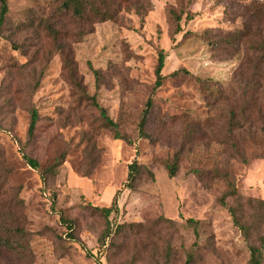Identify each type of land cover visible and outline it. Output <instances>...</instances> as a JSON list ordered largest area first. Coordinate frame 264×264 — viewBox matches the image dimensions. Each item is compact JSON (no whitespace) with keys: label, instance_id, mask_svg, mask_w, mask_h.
Returning a JSON list of instances; mask_svg holds the SVG:
<instances>
[{"label":"rangeland","instance_id":"1","mask_svg":"<svg viewBox=\"0 0 264 264\" xmlns=\"http://www.w3.org/2000/svg\"><path fill=\"white\" fill-rule=\"evenodd\" d=\"M6 2L0 209L21 215L30 264H185L189 255L190 264H248L249 245L264 234V211L246 203L264 200V0H127L114 20L90 26L60 17L62 0ZM159 50L164 80L142 137ZM92 97L123 140L103 126ZM174 159L169 178L163 165ZM134 162L141 173L127 189ZM225 174L246 206L247 240L228 212L234 198L218 202ZM117 190V211L105 218L97 209Z\"/></svg>","mask_w":264,"mask_h":264},{"label":"trees","instance_id":"2","mask_svg":"<svg viewBox=\"0 0 264 264\" xmlns=\"http://www.w3.org/2000/svg\"><path fill=\"white\" fill-rule=\"evenodd\" d=\"M125 2L128 3L127 0H62L59 8H58V15L61 17L70 16L73 18L78 24H83L85 26L93 25L97 22H104V21H111L114 20L116 15L122 10V4ZM129 10V9H127ZM136 14L140 15L139 9H136ZM7 14V2L6 0H0V32L3 29L5 24V16ZM170 16L172 21L175 24L174 33H178L180 31L179 22L181 17L175 11H170ZM70 18V19H71ZM186 20H191L192 17L188 14L185 16ZM83 22V23H79ZM40 26H43L47 32L51 34L53 37L54 42L57 44L59 53H63L65 51V46L59 43V32L52 28L50 22H42ZM79 27V26H78ZM87 34L83 29H80L78 32L79 39L83 37V35ZM164 60L165 54L163 50H159L157 56V64L155 68V80L153 82L152 90L150 96L148 97L144 109L142 110L141 117H140V124H139V133L142 137H145V126L148 121V117L151 111V107L153 105V94L154 92L161 87L162 82L164 80V76L162 75V69L164 67ZM64 68H68L72 70L70 63L68 62L67 58H64ZM178 71L174 72L172 75L177 74ZM70 77L72 81H74V85L79 89L80 84L76 80V75L74 77V73H70ZM92 105L99 111L100 116L102 118L103 126L110 130L114 135L116 140H123L120 136L118 131V126L115 122H113L105 113V110L101 108L95 98H91ZM38 120V114L35 109L30 111V121L28 126L27 135L29 138L34 136L35 126ZM234 124L232 123V127ZM24 161L32 168L38 169L39 165L36 161L26 157L23 155L22 157ZM61 161V160H60ZM59 161V162H60ZM58 162V163H59ZM57 163V164H58ZM57 166V165H56ZM165 170L167 171V175L169 178H173L176 175L178 170V162L177 159L172 161L166 162L164 165ZM142 166L137 165L136 162L132 163L128 167V179L126 184L124 185L125 188L131 189V182L137 179L138 175L141 173ZM226 190L222 194V196L218 199V202L221 206H225V201L228 198H234V203L237 204L235 207L234 204L228 208V212L233 220L234 225L240 229L244 238L247 240L249 228L241 222V212L246 209L245 204L242 203V197L237 194L236 187L234 185L233 180L227 175H223ZM120 190H117L109 207H102L99 210L104 217H108L112 212L117 211V198ZM246 203L248 207L252 210L255 203L259 207L260 211H264V200H252L247 199ZM189 224H197L196 221L188 220ZM22 219L21 215H15L13 213H8L2 211L0 209V256H5L10 258V264H30L32 260V254L29 247V240H30V233L27 232L22 227ZM128 227L132 228L134 225H129ZM120 227L119 229H122ZM108 227L104 232L103 238L105 239L109 235ZM119 234V230L117 232ZM260 244L258 246L250 244L248 249L250 253V258L248 264H261L263 258V251L264 248V234L260 239ZM191 263V255L188 256L185 264Z\"/></svg>","mask_w":264,"mask_h":264}]
</instances>
